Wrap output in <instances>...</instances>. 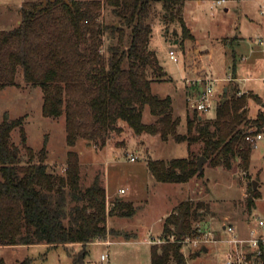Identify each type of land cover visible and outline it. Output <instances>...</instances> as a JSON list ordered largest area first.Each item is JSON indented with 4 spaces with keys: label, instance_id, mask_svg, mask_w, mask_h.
Segmentation results:
<instances>
[{
    "label": "trees",
    "instance_id": "16d2710c",
    "mask_svg": "<svg viewBox=\"0 0 264 264\" xmlns=\"http://www.w3.org/2000/svg\"><path fill=\"white\" fill-rule=\"evenodd\" d=\"M68 1H48L44 8L41 0L27 2L20 25L0 31V89L13 83L21 66L25 81L43 92L42 114L65 116L68 146L83 139L104 147L110 135L120 134L126 125L136 134H158L164 140L172 136L188 145L201 139L206 160L228 167L232 158L240 157L248 167L252 148L245 140L246 130L260 129L264 113L245 129L249 123L245 93L236 91L220 102L211 122H203L195 111L187 118V135L181 136L176 132L179 118L173 116L171 97L152 92L153 81L168 80L150 48L153 6L160 3L162 20L181 22L183 39L192 38L181 18L182 7L190 0ZM104 5L116 18L113 24L98 21ZM145 107L156 118L153 125L143 123ZM19 125L20 121L6 117L0 124V245L80 244L83 248L72 256V264H84V247L115 233L107 228V218H130L135 207L122 198L107 207L106 189L98 177L82 188L79 158L73 151L67 153L65 175L47 171L44 148L37 162L26 148L28 158L23 161L9 144L11 131ZM147 169L158 183H186L202 173L198 160L190 157L149 160ZM251 186L256 190L253 181ZM210 214L205 202L179 203L164 220L161 238L165 243L151 245L150 264H187L179 240L197 231L193 222L207 223ZM179 225L182 234L177 239ZM30 262L26 259L21 264ZM0 264H5L2 258Z\"/></svg>",
    "mask_w": 264,
    "mask_h": 264
},
{
    "label": "rangeland",
    "instance_id": "374dc122",
    "mask_svg": "<svg viewBox=\"0 0 264 264\" xmlns=\"http://www.w3.org/2000/svg\"><path fill=\"white\" fill-rule=\"evenodd\" d=\"M35 1L38 0H0V31H8L20 25L22 7L27 2ZM197 1L190 0L183 5L181 18L191 37L194 35L200 41L202 50L208 52L204 55H211L210 58H204L210 65L205 68L214 78L232 75L229 65L232 61L237 63L235 75L238 80L221 82L219 103L233 97L236 91L245 93L248 96L246 115L249 120L248 126H244L246 129L260 113H264L263 108L256 103L257 98L264 94L263 83L259 79L263 75V55L257 45L263 24L260 0H226L223 5L213 8L211 0H199L200 4ZM98 21L113 24L116 18L104 5ZM150 22L153 28L150 48L156 52L160 64L172 78V81L168 77L166 81H153L152 92L161 97L171 96L173 116L179 118L176 132L184 136L187 135V118H192L195 111L190 106L192 102L189 104L184 100L183 64L192 63V59L197 61L192 55L197 45L191 41L192 38L183 39L181 22L166 23L162 20L160 3L154 4ZM186 23L190 24L192 32ZM105 47L106 42L103 50ZM170 49L178 53V63L169 59ZM186 49L193 57L184 56L183 60L181 51ZM242 57H245L244 61ZM245 78L251 79L246 81ZM248 87L254 93L246 90ZM42 103L41 88L25 81L21 66L15 70L13 83L0 89V124L4 117L7 121H20L9 138L10 146L17 148L19 157L26 161V148H30L33 161L37 162L39 152L44 148L47 171L54 175H65L67 153L73 151L79 158L82 188L91 185L98 177L108 194H119L122 200L131 202L136 210L130 218H107L110 221L107 222V228L110 226V230L115 233L108 235L105 240L88 243L84 247L87 251L84 264H150L148 241H155L157 246L165 243L159 231L167 216L165 214L171 213L179 203L186 200L208 204L211 214L207 217V223L193 222L192 226L204 232L213 231L220 239L230 237L223 231L220 233L224 225L231 224L247 234L250 226L257 224L259 218L264 219V145H258L256 150L251 151L248 167H245L240 157L232 158L228 167L223 163L206 160L201 175L186 183H158L147 169L149 160L190 157L196 161L202 156L204 142L200 139L188 145L187 141H179L172 136L164 140L158 134H136L124 125L120 134L110 135L104 147L88 144L83 139H78L74 146H68L65 116L45 117L42 114ZM198 114L203 122H211L215 119L216 109ZM142 119L146 125L156 122L148 107L143 110ZM23 135L25 143L22 142ZM152 136L157 140H153ZM131 156L135 160H130ZM254 180L258 182L256 190L251 186ZM120 188L126 192L120 193ZM113 201L110 199L108 202L106 197L107 207L110 208ZM134 233L136 235L132 237ZM195 235L197 231L185 236L193 239ZM108 239L114 243L107 245L103 242ZM181 245L187 264H223L229 250L226 242L205 244L208 253L192 243ZM82 248L80 244L66 247H50L45 244L0 245V258L5 264H21L26 259L31 260L29 264H72V256L77 255ZM101 254L106 255V260H101ZM169 264L175 263L171 261Z\"/></svg>",
    "mask_w": 264,
    "mask_h": 264
},
{
    "label": "built area",
    "instance_id": "2783aa9c",
    "mask_svg": "<svg viewBox=\"0 0 264 264\" xmlns=\"http://www.w3.org/2000/svg\"><path fill=\"white\" fill-rule=\"evenodd\" d=\"M211 1L212 8L226 3V0ZM260 14L263 18V24L262 31L257 37V42L262 50L264 61V0H261ZM168 56L173 62H179V55L175 50L170 49ZM194 73V76L184 78V85L192 88L193 95L188 98V102L189 104L192 102L190 106L198 113H207L217 108L220 101L219 94H221V92L219 91V86L221 82L236 81V78L231 75L225 78H214L204 67L196 69ZM261 80L264 89V74ZM238 94L241 95L242 93L239 92ZM261 102L264 111V94ZM245 140L250 144L252 150H256L258 145H264V125L260 129L256 127L248 128L246 130ZM130 160H135V157L131 156ZM124 192V189L120 190V193ZM221 231L227 233L230 237L220 239L216 237L213 231L204 232L202 229L197 228V235H195L193 239L189 236H184L179 241L182 244L192 243L195 247L199 246L201 249L205 247L207 243L216 244L218 242H226L229 244V250L223 264H264V219L259 218L257 224L250 226L247 234H241L231 224L222 226ZM170 240L174 241L175 237L171 236ZM150 242L155 243V241ZM100 258L104 261L107 257L105 254H102Z\"/></svg>",
    "mask_w": 264,
    "mask_h": 264
},
{
    "label": "crops",
    "instance_id": "0c3cea01",
    "mask_svg": "<svg viewBox=\"0 0 264 264\" xmlns=\"http://www.w3.org/2000/svg\"><path fill=\"white\" fill-rule=\"evenodd\" d=\"M188 2V1H187ZM201 3V1H197V4H200ZM260 4H261V0H260ZM259 7H260V5H259ZM226 11H227V8L225 9ZM187 24V23H186ZM187 26L189 27V29L191 30V32H192V27L190 26V24H187ZM193 40V41H192ZM191 41L195 44V45H197V47H196V49H194V53L192 54L194 57H196V59H197V61H195L194 59H192V63H189V64H183V69H184V74H183V76H182V80H183V88H184V100H187V102H188V98L189 97H191L192 95H193V91H192V88H189V87H186L185 85H184V78H186V77H192V76H194L195 75V70L196 69H201V68H205V67H210V65L209 64H207L206 63V61H205V57H208V58H210L211 57V55L210 54H208V56H205L204 54H206V53H208V52H206V51H204V50H202V47H201V44H200V41L199 40H197L196 39V37L193 35V38L191 39ZM257 45H258V43H257ZM259 46V45H258ZM221 48H219V50H220ZM259 51L262 53V50H261V48H259ZM181 54H182V59L184 60V56L187 58V57H189V55H190V51L188 50V49H186V50H184V51H181ZM262 55H263V53H262ZM193 56H191L190 55V57H193ZM241 60L242 61H244L245 60V57H242L241 58ZM184 62V61H183ZM198 62H200L199 64H197ZM230 66V68H231V70H232V75L231 76H233V77H235L236 78V81L238 80V77H237V75H235V73H236V70H237V63H234L233 61H232V63L229 65ZM165 70V69H164ZM167 73V72H166ZM263 74H264V61H263ZM235 75V76H234ZM263 76V75H262ZM262 76L261 77H259V79H260V81L262 82ZM167 77L169 78V81H172V78L167 74ZM246 79V81H248V80H250L251 78H245ZM243 88V87H242ZM245 89V88H244ZM226 90V89H225ZM246 90H250V91H253V89L251 88V87H248ZM253 93H254V91H253ZM156 94V93H155ZM166 96H169V95H166ZM165 97V96H164ZM171 97V96H170ZM172 99V98H171ZM262 97H258L257 98V104L258 105H260L261 107H262ZM172 108H173V100H172ZM174 109V108H173ZM172 109V110H173ZM152 138H153V140H157L156 138H155V136H152ZM165 184H176V185H178L177 183H165ZM106 189V188H105ZM121 189H123V188H120L119 189V192H120V190ZM126 192V191H125ZM106 197H107V201L109 202V200L110 199H112V200H114L115 198H121L120 196H119V194H115V195H113V196H111L110 194H108L107 193V190H106ZM128 202V201H127ZM168 214H170V212H168L167 214H165V216L166 215H168ZM135 215V214H134ZM133 215V216H134ZM132 216V217H133ZM116 218H120L119 216H117ZM122 218H126V217H122ZM108 221H109V219H108ZM107 221V222H108ZM110 222V221H109ZM108 225V224H107ZM110 227V226H109ZM108 227V229H110ZM120 230H122V229H120ZM162 230H163V225H162V227L160 226V228H159V231H160V236L162 235ZM240 233H243L242 231H239ZM220 233H221V230H220ZM135 233H134V236H132V237H135ZM110 236V235H109ZM126 239H129V238H126ZM97 242V241H96ZM105 244H107V245H110L111 243H114V242H112L111 240H107V241H103ZM150 241H148V243H149ZM153 244H155L154 242L153 243H151L150 242V249H151V245H153ZM34 245H38V244H34ZM46 245V244H45ZM29 246H31V245H29ZM206 247V246H205ZM206 251H203V248H202V251L203 252H207L208 253V251H209V249H208V247H206ZM102 255V254H101ZM197 255H199V254H197ZM187 261H188V259H187Z\"/></svg>",
    "mask_w": 264,
    "mask_h": 264
},
{
    "label": "water",
    "instance_id": "95a60500",
    "mask_svg": "<svg viewBox=\"0 0 264 264\" xmlns=\"http://www.w3.org/2000/svg\"><path fill=\"white\" fill-rule=\"evenodd\" d=\"M42 1V7L44 8L47 4L48 1L50 2H54L55 0H41ZM65 2H69L68 0H64ZM223 101H225V99H223ZM206 159L201 156L198 160V168H199V171L202 170V166H203V163H205ZM257 185H258V182L257 181H253V188L256 189L257 188ZM181 234H182V230H181V225L178 226L177 228V239H179L181 237ZM206 247H203V251H206ZM199 254V253H197Z\"/></svg>",
    "mask_w": 264,
    "mask_h": 264
}]
</instances>
